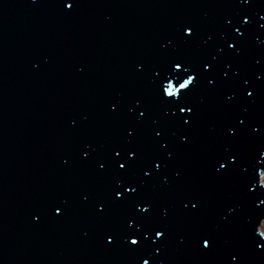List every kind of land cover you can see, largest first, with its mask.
Masks as SVG:
<instances>
[{
    "label": "water",
    "instance_id": "water-1",
    "mask_svg": "<svg viewBox=\"0 0 264 264\" xmlns=\"http://www.w3.org/2000/svg\"><path fill=\"white\" fill-rule=\"evenodd\" d=\"M67 2L0 0V264H264L255 232L264 188L250 186L264 159V0H75L71 10ZM185 25L195 37L183 38ZM178 58L199 72L187 125L157 87ZM129 148L139 156L120 172ZM230 151L240 164L219 171ZM53 152L60 161L47 164ZM50 176L49 198L32 190ZM130 180L140 190L116 202L114 190ZM144 199L145 227L167 233L149 231L145 247L133 248L125 237L143 231ZM202 236L214 238L211 249Z\"/></svg>",
    "mask_w": 264,
    "mask_h": 264
},
{
    "label": "snow or ice",
    "instance_id": "snow-or-ice-1",
    "mask_svg": "<svg viewBox=\"0 0 264 264\" xmlns=\"http://www.w3.org/2000/svg\"><path fill=\"white\" fill-rule=\"evenodd\" d=\"M244 3H250L251 0H242ZM75 6V0H68L66 3V7L68 10H71ZM243 23L247 24L250 23V17L248 15L243 16ZM229 24H231V21H229ZM235 32L239 34L240 37H243L244 33L242 32L241 28L237 27L235 28ZM182 35L183 38H193L196 35V30L194 25H185L182 28ZM228 47L230 49H237L238 45L236 43H229ZM169 68H168V75L164 76L162 80L157 81V87L159 89L160 95L164 100H166L169 104L175 105L179 112L176 113L178 117L182 120L183 124L187 125L190 123V117L194 114L195 106H188V97L191 93V90L193 87L196 86L197 80L199 79V72L198 70L191 67V65L188 63V61L184 58H178L173 59L169 62ZM205 69H210L211 64L207 61L203 64ZM176 72L184 73V78L181 80L178 77H176L174 74ZM157 77L160 76V73H156ZM247 96L251 97L253 95V91L248 90L246 92ZM183 105V106H181ZM116 105H113V108H115ZM148 108L145 107L143 111L139 112V117L143 118L147 115ZM241 125L244 124V120L241 119L239 121ZM254 131L258 132L260 131L259 127H255L253 129ZM162 131H157L155 135L157 137H160L162 135ZM230 135H236L237 134V128L232 127L230 129ZM185 140H187V137H185ZM115 152L116 157H120L121 153L124 151V149H121L120 151ZM128 154L130 159H126L124 162H120V160H116L117 169L120 172H126L128 168H131L134 166L136 159L139 156L140 149H132L129 148ZM87 156L88 153H85ZM264 156V153L261 154ZM223 161V162H221ZM241 162V154L238 151H230L226 154H223L220 157L219 163V171L228 172L231 169H233L235 166H238ZM259 165H264V159H261L259 161ZM259 165H256V167L259 168L258 170V179L253 178L250 181L251 190H255L257 185L264 188V179H262V175H264V167H259ZM105 165L101 164L100 169H104ZM153 167L154 170H160L162 167V162L159 160V158H156L153 161ZM152 173L148 172L147 170H144V175L150 176ZM134 185V186H129ZM129 185H121L123 190H120V188H117L114 190L115 193V201L121 202L124 201L127 197H134L137 192L140 190V184L136 183L135 180H130ZM87 199V198H86ZM261 204H264V200L259 201ZM198 206V203H193L192 208H196ZM136 207L140 213L143 214V219L140 217H137V220H139V223H137V228L142 229L141 232H135V233H129L125 239L128 240V243L133 248H143L145 247V240L149 234V231L155 233V239H163V237L167 233V228L162 226H153L150 228H146L145 226L149 224V214L152 212V203L148 201L147 199L144 200H138L136 201ZM107 208L106 202H101L99 204V211L104 212ZM55 213L61 214L62 208L59 206H56L54 208ZM261 221H264V217H261L259 220L258 225L261 224ZM135 222V221H133ZM258 225L255 227V232L259 234V237L264 238V228H258ZM144 237L142 239L141 237ZM202 247L206 250L211 249L213 247V244L215 243L214 238L212 236H202ZM107 242L109 243H115V234H108L107 235ZM259 247L261 249H264V243L260 244ZM157 252L160 251L159 248L156 249ZM232 260L236 261L238 260V256L233 255ZM142 264H149L148 259H143Z\"/></svg>",
    "mask_w": 264,
    "mask_h": 264
},
{
    "label": "clouds",
    "instance_id": "clouds-1",
    "mask_svg": "<svg viewBox=\"0 0 264 264\" xmlns=\"http://www.w3.org/2000/svg\"><path fill=\"white\" fill-rule=\"evenodd\" d=\"M262 179H264V175H262ZM261 227L264 228V221H261Z\"/></svg>",
    "mask_w": 264,
    "mask_h": 264
}]
</instances>
